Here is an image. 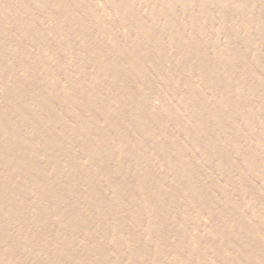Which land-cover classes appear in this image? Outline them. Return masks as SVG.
I'll use <instances>...</instances> for the list:
<instances>
[{"label":"bare ground","instance_id":"6f19581e","mask_svg":"<svg viewBox=\"0 0 264 264\" xmlns=\"http://www.w3.org/2000/svg\"><path fill=\"white\" fill-rule=\"evenodd\" d=\"M142 2L152 13L148 20L139 17L134 0H113L112 8L122 12L119 18L106 16L93 8L88 0H17L21 12L18 19L0 22L3 25L0 34L8 38L12 47V52H6V41L0 45V106L4 109L0 112V185L6 184L0 188V195L2 190H9L12 194L10 198L13 196L25 203L0 210V230L14 224V221L3 219L2 215L15 217L31 210L29 197L45 200L58 211L64 207L63 202L68 196L72 195L71 187L79 184L85 191L76 194V205L80 199L86 200L88 209H92V221L94 218H103L114 235L124 240L122 243L132 245L137 239L125 238L131 227L118 222L115 217L117 213L111 207L115 201L107 200L103 192L106 184L108 193L117 196L122 193L120 189H129L127 185L132 181L143 189L141 199L149 216L145 231L150 239L164 229L159 228L154 215L166 212V206L172 205L181 193L187 202L185 206H190L195 200L201 213L208 216L222 250L228 248L225 224L234 222L231 232L236 233L238 238H247L245 243L253 249V260L256 264H264L261 230L257 228L258 224L252 223V229L242 224V220L249 216L242 215L236 209L239 203H231L226 187L217 186L214 179L210 183L215 193L216 200L213 203L216 209L217 204L223 201L230 206V209H218L219 213L215 214L205 208L208 202L202 200L203 197H210L211 190L195 186L197 169H201L199 165L184 161L187 152L178 146L176 140L168 145L156 141L159 138L171 139L172 130L191 137L192 146L201 145L199 159L204 166L206 163L211 164L213 167L210 169L215 168L221 174L229 171L234 179H229L227 185L238 182L241 189L248 192L249 198L255 201L256 212L264 214V198L258 196L255 186L236 167L242 162L248 174H257L258 178L264 175V151L259 149L263 142L258 140L254 127L256 118L253 115L259 117L260 127L264 128V89L257 66L253 64L258 62L261 65L264 57L252 53L255 56L249 58L251 48L248 44L243 52L233 46L242 34L249 37L247 28L250 30L255 27L261 34L255 20L261 21V10L256 12V6L252 5L249 12L255 16L251 19L243 13L234 12L231 7L217 12L219 34L224 36L223 25L232 24L231 30L224 36L228 50L220 52L216 45L205 41L204 35H199L208 27L211 28L216 19L205 5L198 6V0H170L169 4L165 0ZM196 10L198 16L194 13ZM34 13L42 14L40 19H30ZM109 14L112 15L111 10ZM47 18L52 27H45L44 20ZM197 19L202 21L200 29L196 25ZM184 20L187 22L182 23ZM126 23L131 24V27L123 33L121 28ZM100 24H110L117 34H110ZM185 27L191 31L187 36ZM62 36L66 37L63 41L65 48L72 44L80 47L77 55L82 61L76 71L77 78L51 81L55 71L45 63L44 54L59 47L57 42ZM166 44L172 46L170 50L165 47ZM35 49L39 52V60L36 59L41 64L39 70L31 64ZM16 53L22 54V57ZM5 54L11 57L12 65L20 70V75L12 67H3ZM169 60L171 65L167 66ZM83 63L89 65L90 72L83 70ZM150 63L152 66L147 73ZM231 68L236 70L230 75L228 71ZM62 72L65 75L68 73ZM226 76L236 81L228 83ZM158 77H162L161 83H146L147 79ZM232 83L234 86H231ZM155 89L167 96L158 95ZM57 91L59 97L55 96ZM177 95H182L183 99H177ZM154 100L159 104L157 110L150 106ZM175 104L179 109L174 107ZM231 113L234 119L231 120L230 128H227L225 121ZM239 120L244 121L240 126ZM213 134L220 142L225 141L229 145L237 163L230 164L225 160L218 151ZM154 135L155 138H151ZM246 136L254 140L252 152H249L252 148L245 149L242 144ZM130 140L141 153L147 150V158H142L141 154L129 157L130 153L124 145ZM258 150L262 152L257 153ZM172 152L182 160L171 158ZM78 153L96 162L99 168L91 170L90 163H82L78 159ZM150 167L162 169V172L158 174L150 171ZM46 168H49V174L45 173ZM136 170L144 171V177L136 175ZM16 177L27 184L19 185ZM147 182L152 185L148 186ZM200 183L205 185L203 181ZM41 187L53 189L47 192ZM135 208L142 217L139 206ZM102 209H105L104 213ZM171 209L174 213L178 210L177 207ZM67 210L58 215L57 222L63 224L66 220H73L72 217L64 218ZM188 212L190 218L191 213ZM184 214L181 211L178 216ZM189 218L183 221L189 224ZM84 221L75 216L74 228L83 229ZM103 222L95 234L104 236L107 233L103 230ZM219 222L222 227L216 224ZM141 226L138 217L134 227ZM186 230L183 228L176 238L183 240ZM151 241L142 243L138 251L127 252L128 264H136L133 261L137 257L144 264L148 261L155 264L157 258H163L165 254L160 248H157L155 258L150 259L147 255ZM192 243L194 250L201 244L198 240ZM9 244H12L11 239ZM29 244V241L25 242L26 246ZM98 248L94 245L87 250L90 264L98 262L95 257L91 258ZM207 253L219 264H227L218 260L222 252L210 250ZM168 254L176 263L178 255L175 247L169 248Z\"/></svg>","mask_w":264,"mask_h":264},{"label":"rangeland","instance_id":"374dc122","mask_svg":"<svg viewBox=\"0 0 264 264\" xmlns=\"http://www.w3.org/2000/svg\"><path fill=\"white\" fill-rule=\"evenodd\" d=\"M88 1L91 3L93 8L101 11L106 16L109 15L115 18H119V14H122L120 9L112 8L113 0ZM134 2L135 8L139 12L140 18H145L146 20H148V18L152 17L151 11L143 5L142 0H134ZM169 2L170 0H165L166 4H169ZM199 4L205 5L206 8L211 10V15L215 14L216 19V23H213L211 28L208 27L207 30L200 32L199 35H204L205 41H208L209 44L216 45L220 52H227L228 50V47L225 45L224 36L225 33H228L231 30L230 28L232 24L231 22H229V24L223 25L224 36L221 33L219 34L220 27L217 24V12L226 10L227 7H231L233 8L234 12L243 13L244 16L251 19L255 15H252L249 11L251 9V6L255 5L257 8L256 12L261 10L259 12L261 13V21L255 18L257 22L256 26H260L259 30L261 34L258 33V29L255 27L251 28L250 30L249 28H247L249 37L246 38L244 34H242L238 38V40H235V44L233 46L234 49H238L240 50V52H243V50H245V46H247L248 44V47L251 48V56L249 58L255 56L252 55V53H255L258 56L262 55L264 57V0H198V6ZM109 10H111L112 15L109 14ZM194 13L198 16L197 10L194 11ZM20 14V7H18L17 5V0H0V22L7 23L9 21H15V19H18V16ZM40 15L42 14L34 13L31 15L30 19H40ZM256 15H258V13H256ZM20 19H22V17ZM160 21L161 23H163L162 19ZM186 22L187 20H184L182 23ZM201 22V20H196V25L199 29L202 26ZM44 24L46 28L52 27V24L50 23L48 18L44 20ZM1 26L3 25L0 24V27ZM99 26L103 27L104 25L100 24ZM104 27L110 31V34H117L114 32L110 24L105 25ZM130 27L131 24L126 23L124 28H121V30L123 33H125ZM184 31L186 32V36L191 33L189 27H185ZM242 31L243 30L239 31L238 34ZM49 37H51V35H49ZM65 38L66 37L62 36L59 39V41L57 42L59 43V47H57L55 50H49L44 54L45 63L55 71V77L51 78V81L58 78H60L62 81H65L66 78L78 77L77 72L80 66L79 63L82 61L77 55L80 47L76 45L74 46V44H72L71 46L65 48L63 43ZM4 41H6V48H4L5 51L12 52V47L9 43L8 38L0 34L1 46L2 44H4ZM165 47L170 50L172 46L170 44H166ZM38 53L39 52L36 49L33 50L34 59L31 60V64L33 67H36L39 70L41 64H38ZM16 54L18 57H22V54ZM253 64L257 66L256 68L258 70V74L262 79L260 83L263 84L262 89H264V61L261 63V65L258 62ZM82 65L83 70H87V72L91 71L87 63H83ZM169 65H171L170 60L167 63V66ZM150 66H152V63H150L148 69L146 70L147 73H149ZM3 67L7 69H11V67L14 68L11 62V57L9 55L5 54ZM235 70L236 69L231 68L228 71V74L231 75L235 72ZM14 71L17 75L21 74L20 70L16 67L14 68ZM62 71L68 73H66L65 75V73ZM226 78L228 83H230L231 81H236L231 80L227 76ZM162 81V77L153 79L149 78L146 80V83L155 85L156 83H161ZM197 83L201 84L200 80H197ZM249 83L251 82L249 81ZM231 86H234V84L232 83ZM155 92H157L158 95L167 96L166 94H163L161 90L155 89ZM55 93V96H60L58 91ZM177 96V99H183L182 95ZM168 97L169 99H171L170 96ZM158 105L159 104L157 101H151L150 106L155 110H157ZM174 107L176 109H179L178 105L176 104L174 105ZM3 111V107L0 106V112ZM253 115L256 118V125L254 127L257 131L258 140L263 142V145L259 149H262L264 151V128L260 127L259 117H256L255 114ZM183 117L185 118V114ZM232 119H234L233 113H231L225 121V125L227 128H230ZM242 123H244V121L239 120L238 125L240 126ZM102 126L103 124L100 125V128H102ZM171 133V139L166 140L163 138H159L156 141L167 144L171 141L176 140L178 146L187 152V154L184 155V161L187 163H196V165L198 164L201 168L197 169L195 175V186L198 189H200L201 186H204L211 190L210 183L211 181H213L212 179L217 181V186H225L230 196L231 203L233 205L239 203L240 206L236 209L239 210L242 215L247 214L250 217H246L244 220H242V224L245 223V225L250 229L254 227L253 224H258L257 228L261 230V239L264 241V214H258L256 212V203L249 198L248 192L245 189H241V186L238 184V182L235 185H227L229 179H234V176L231 175L229 171H225L221 174L220 172L215 171V168L210 169L211 167H213L211 164L206 163L204 166L203 162L199 159L201 145L197 144L195 146H192L191 137L184 136V134L179 135L174 130H172ZM214 136L215 134H213V140L217 142L218 151H220L221 155L225 157V160H228L230 164L237 163L238 161L236 159V156L234 155L229 145H227L225 141L220 142V139ZM151 138H155V135ZM242 144L245 149L252 148L249 150V152L253 151L254 140L249 139L246 136V138L242 139ZM124 147L126 151L130 153L129 157L133 158L138 154H141L142 158H147L148 156L147 150H144L143 153H141V151L136 148L134 142L131 140L126 145H124ZM148 152H150L149 149ZM261 152L262 151L260 150L257 151V153ZM77 157L82 161V163H90L91 166L89 168H91V170L95 171L99 168L96 162L85 159V156L82 153H78ZM170 157L175 158L176 161L182 160V158L179 156L177 157L174 152L170 154ZM214 161L217 160L214 159ZM239 164L241 165H236V167H239L240 171H242V174L246 177L250 184L255 186L258 192V196L264 198V175L263 177L258 178L257 174H248L246 171H244V163L240 162ZM206 166L209 168H207ZM41 169L44 170L43 167H41ZM149 170L155 171L158 174L162 172V169L159 168L153 169L152 167H150ZM45 173L49 174V168H46ZM144 173V171L140 170L135 171V174L141 177H144ZM115 176L118 175L115 174ZM16 181L19 185L27 184L25 180L19 179L17 177ZM169 181H171V178L169 179ZM201 181H203L205 185H202V183H200ZM146 184L148 186L152 185L151 182H147ZM5 185L6 184L0 185V188ZM104 185L106 186V184ZM12 186L17 187L15 184H12ZM77 186L74 185L73 187H71L72 195L68 196L67 200L63 202L64 207H62L58 211L50 206L47 201L31 196L29 197V203H32V208L25 215H23L22 213H19L15 217L2 215L3 219L7 220L8 222L14 221V224L9 226L8 228L3 227L0 230V236L2 237L0 240V264H18L19 262L23 264H90V259L87 258V250L91 249L94 245L99 247L98 250L95 249V252H93L91 256L92 259L95 257L98 261L95 264H128L127 252L133 250L138 251L142 243L148 242L150 240L152 241L149 245V250L147 253L150 259L155 258V252L157 248H160L161 251L165 254V256L160 260L157 258L155 264H185L184 262H186V264H219L212 255L207 253V251L210 250L222 252L221 259L218 260H222L223 263L227 262V264H256V262L252 258L253 249L249 247L247 242L245 243L247 238H238V235L236 233L231 232L234 227V222H227L225 224L226 230H228L226 232V242L228 244V248L222 250V248L219 247L220 242L217 239L218 235L215 233L214 227L209 223L208 216L201 213V208L197 205L195 200H192L190 206H185L184 204H186L187 202H185V200L182 198L181 193L178 194V198L174 200V203L172 205H170L169 207L168 205L166 206V212L164 211L163 213L154 215L158 222L159 228L164 229L162 232L160 231L155 238L150 239L149 235L145 231V229H147L148 227L147 220L149 216L144 210L146 209V206L143 205L141 199L143 189L138 187L134 182L131 181L127 185L129 186V189H120L122 193L115 196L108 193L107 187L103 186L105 198L111 202L115 201L112 203L111 207L112 209H115L117 213L115 217L118 219V222L125 223V225H127L128 227H131V229H129V233L125 235V238L137 239L136 243L130 245L128 242L122 243L124 240H122L121 237L114 235V233L111 231L110 225L108 226V222L103 218H94L92 221V209H88V203L86 200L80 199V203L76 205V194L78 192L85 191L82 185L78 184ZM40 189L48 192L53 188L45 190V187H41ZM126 194H128L129 197H125ZM9 195H12L9 190L1 191L0 210L10 206H22L23 204H25L22 203L21 200L14 199L13 196L12 198H10ZM46 195H48V193ZM193 195L194 197H196L195 194ZM202 200L208 202V206L205 208H208L215 214L219 213L218 209H230L228 203L224 201L219 202L218 204L216 202L218 208L216 209L215 204L213 203L216 200L213 190H211L210 197H203ZM136 205H138L140 210L142 211V217L140 216V212L135 208ZM172 207H177L178 210L174 213L171 209ZM65 210H67V214L64 216V218L72 217L73 220H66L63 224H61L60 222H57L56 219L59 218L61 213H63ZM181 211H184L185 214L183 216H178ZM188 211H190L191 213L190 218ZM101 212L104 213L105 209H102ZM75 216L80 217L82 220H85L83 222V229L76 230L74 228L73 222ZM138 217L140 218V224L142 225L140 228L134 227L135 220ZM187 218H189V224L188 221H183ZM251 219H254L256 222H252ZM101 221H105L102 224L103 230L107 232L106 234H104V236L95 234V231L99 228ZM194 223H196L195 226L193 225ZM216 224L222 227L220 225V222ZM183 228L187 229L185 237L183 238V240L177 239V234L181 232ZM9 238L12 242L11 245L9 244ZM237 238L240 240V242L237 241ZM193 240H198L201 243L196 250H194L192 247ZM26 241H29V246L25 245ZM31 243H33V245H31ZM206 246L211 247V249L208 250ZM172 247H175V251L178 255L176 263H173V257L168 254L169 248ZM34 260L36 261L33 262ZM139 260L140 259L137 257L133 262H135L136 264H144ZM145 264L152 263L148 261Z\"/></svg>","mask_w":264,"mask_h":264}]
</instances>
